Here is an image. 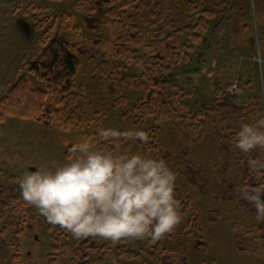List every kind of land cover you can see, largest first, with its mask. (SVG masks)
Wrapping results in <instances>:
<instances>
[{
    "label": "rangeland",
    "instance_id": "1",
    "mask_svg": "<svg viewBox=\"0 0 264 264\" xmlns=\"http://www.w3.org/2000/svg\"><path fill=\"white\" fill-rule=\"evenodd\" d=\"M80 1L0 0V99L15 83L20 60L38 52L40 33L33 29L34 13L30 9V4H34L45 8V14L56 19V25L61 15L69 14L80 26L77 40L85 54L79 55L81 65L75 85L86 103L82 122L68 131L58 129L56 124L45 126L10 117L0 122V186L14 189L23 203L22 208L11 206L5 214L0 206V264H108L113 259L122 264H182L184 254L186 264H264L259 248L256 254H239L233 246L236 233L245 234L258 224L255 210L244 203L240 189L245 170L249 169L248 159H264V153L260 149L241 153L234 147L233 138L242 123H253L264 116V0H197L201 10L213 11L223 3L230 18L220 34L210 36L209 45L198 47V53L204 55L200 73L179 72L174 82L182 86V100L190 110L210 106L227 93L240 110L231 108V113L226 107L213 112L204 137L188 147L180 144V132L172 125L171 111L160 120L145 117L140 121L135 106L143 93L127 87L124 78L140 77L141 70L92 43L95 38L109 39L111 32L108 25L99 31H88L83 18L89 12L78 5ZM142 1L152 11L145 26H136L147 39L151 31L160 28L166 35L172 33L169 16L175 18L177 28L188 19L187 0ZM106 11L107 8L95 10L93 14L107 21ZM157 21L163 22L161 27L154 23ZM215 23L216 20L212 25ZM58 30L66 39L72 36L70 31ZM27 77L31 84L41 85L31 75ZM233 86H237L236 91ZM177 92L172 86L168 89L169 96ZM107 128L121 132L157 131L153 135L156 148L147 143L150 149L145 150L133 139L127 140L129 147L118 153L139 152L163 159L174 171L175 199L182 194V221L173 233L156 241L127 239L115 245L98 237L76 238L66 229L48 223L23 200L19 179L25 172L51 166L53 161L65 162L75 155L72 147L85 139L91 138L98 148L101 143H114L93 137ZM210 217L216 222L210 223ZM57 233L62 234L59 241L53 240ZM83 239L88 240L86 244ZM197 242H201L200 247ZM254 246L258 247V243ZM120 249L138 259L125 260Z\"/></svg>",
    "mask_w": 264,
    "mask_h": 264
},
{
    "label": "trees",
    "instance_id": "2",
    "mask_svg": "<svg viewBox=\"0 0 264 264\" xmlns=\"http://www.w3.org/2000/svg\"><path fill=\"white\" fill-rule=\"evenodd\" d=\"M78 5L85 7L89 12L83 18V24L88 31H99L101 26H109L110 38L105 40L95 38L92 43L99 46L101 50L107 51L111 57L140 68V77L124 78L127 87L141 90L143 93L142 99L135 106L141 118L140 121L145 117L160 120L168 117L171 111L172 125L180 132V144L188 147L198 143L204 137L213 112L226 107H230L228 111L231 113L240 110L228 93L221 95L220 99L210 106L190 110L182 100L185 97L182 86L174 82V77L179 72L186 71L192 75L200 73L199 66L204 62V55L198 53V47L209 45L210 36L220 34L230 18L223 8V3L218 9L212 11L201 10L200 2L197 0H187L188 19L181 28H177L175 18L169 16L172 33L166 35L160 28L151 31L148 39L136 26H145L152 11L142 0H81ZM30 7L34 13L33 29L40 33L37 42L38 52L35 55L24 56L20 60L15 83L0 99V122L5 117H10L45 126L56 124L58 129L68 131L76 128L85 114V99L76 91L75 85L81 65L79 55L85 54L77 40L81 28L73 22L69 14L61 15L58 19L59 24L56 25V19L45 14V8L34 4H30ZM105 8L109 18L107 21L104 17L93 14L95 10ZM215 20L216 23L212 25ZM154 23L161 27L163 22ZM58 29L70 31L72 36L66 39L60 35ZM91 58L94 59V57ZM27 74L41 85L31 84ZM170 86L178 89L175 95H168ZM156 132L155 129L146 131L148 135L151 134L148 143L152 148H156L153 137ZM93 137L97 141L104 139L98 134ZM136 140L143 149H150L147 144ZM100 145L102 149L117 153L129 147L127 140ZM216 172H221L219 166H216ZM261 183H264V176L258 178V175L251 173L249 169L245 170L242 187L245 185L255 187ZM181 196L182 194L179 199L177 198L179 202ZM243 201L247 206L250 205L244 199ZM0 206L1 213L5 214L11 206L16 209L22 208L23 203L14 189L9 190L0 186ZM15 211V209L12 210V212ZM216 215L220 216L218 212ZM216 220L210 217V223H215ZM59 231L62 233V229ZM60 233L54 234L53 240L59 241V236L62 235ZM87 241V239L82 240L85 244ZM255 242L258 243V247L254 246ZM200 246L201 242H197V247ZM233 246L239 254H256L258 248L264 254V223H258L253 230H247L245 234L236 233ZM119 252L127 261L138 259L124 249H120ZM85 257L86 254L81 259ZM51 261L53 259H50L49 263ZM181 262L186 264L185 254ZM98 263L103 264L102 261ZM108 264H122V262L113 259Z\"/></svg>",
    "mask_w": 264,
    "mask_h": 264
},
{
    "label": "clouds",
    "instance_id": "3",
    "mask_svg": "<svg viewBox=\"0 0 264 264\" xmlns=\"http://www.w3.org/2000/svg\"><path fill=\"white\" fill-rule=\"evenodd\" d=\"M105 140L138 139L149 142L144 131L107 128ZM234 147L249 154L264 150V116L242 123L233 138ZM63 163L25 172L19 189L25 202L34 206L52 225L76 238H102L113 245L121 240H160L181 223L175 199L176 174L163 159L139 152L117 153L94 147L91 138L75 144ZM249 171L264 176V159L249 158ZM242 198L254 208V219L264 223V183L240 189Z\"/></svg>",
    "mask_w": 264,
    "mask_h": 264
},
{
    "label": "built area",
    "instance_id": "4",
    "mask_svg": "<svg viewBox=\"0 0 264 264\" xmlns=\"http://www.w3.org/2000/svg\"><path fill=\"white\" fill-rule=\"evenodd\" d=\"M236 89H237V86H233V89L232 90L233 91H236Z\"/></svg>",
    "mask_w": 264,
    "mask_h": 264
}]
</instances>
